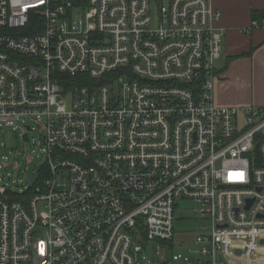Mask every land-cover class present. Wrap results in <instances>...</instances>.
Segmentation results:
<instances>
[{"label": "built area", "instance_id": "obj_1", "mask_svg": "<svg viewBox=\"0 0 264 264\" xmlns=\"http://www.w3.org/2000/svg\"><path fill=\"white\" fill-rule=\"evenodd\" d=\"M220 18L209 0H0V135L36 123L44 158L32 188L0 172V264H261L264 108L213 103ZM180 201L195 234L173 231Z\"/></svg>", "mask_w": 264, "mask_h": 264}, {"label": "crops", "instance_id": "obj_2", "mask_svg": "<svg viewBox=\"0 0 264 264\" xmlns=\"http://www.w3.org/2000/svg\"><path fill=\"white\" fill-rule=\"evenodd\" d=\"M220 11L214 23L222 32V52L215 64L213 103L220 108H264V27L250 28L253 11L264 0H209ZM264 264V251L260 254Z\"/></svg>", "mask_w": 264, "mask_h": 264}, {"label": "rangeland", "instance_id": "obj_3", "mask_svg": "<svg viewBox=\"0 0 264 264\" xmlns=\"http://www.w3.org/2000/svg\"><path fill=\"white\" fill-rule=\"evenodd\" d=\"M33 130L29 132V142L23 143L20 132L13 131L11 128L3 129L0 135V156H8L9 158L16 156L15 160H11L6 170L0 172L5 175V180H8L7 174H10V180L14 184H18L19 188H23L25 183H29V188H32L39 177L43 166V154L39 150L42 148V140L40 139L39 129L36 123L27 121ZM39 146V147H38ZM2 162V161H1ZM6 164L8 162H5ZM197 204L193 201H180L178 207L174 211L175 221L173 231L175 235L186 236L195 234L200 229L201 223L194 218V210ZM183 237V236H182ZM176 252L183 251L177 248Z\"/></svg>", "mask_w": 264, "mask_h": 264}, {"label": "trees", "instance_id": "obj_4", "mask_svg": "<svg viewBox=\"0 0 264 264\" xmlns=\"http://www.w3.org/2000/svg\"><path fill=\"white\" fill-rule=\"evenodd\" d=\"M251 16L252 20L264 22V11H253Z\"/></svg>", "mask_w": 264, "mask_h": 264}, {"label": "water", "instance_id": "obj_5", "mask_svg": "<svg viewBox=\"0 0 264 264\" xmlns=\"http://www.w3.org/2000/svg\"><path fill=\"white\" fill-rule=\"evenodd\" d=\"M22 140L25 141V142L28 140L26 134L23 136ZM250 203H251V201L249 202L247 208L250 206ZM260 245H263L264 246V240H261L260 241ZM237 253H239V252H237Z\"/></svg>", "mask_w": 264, "mask_h": 264}]
</instances>
